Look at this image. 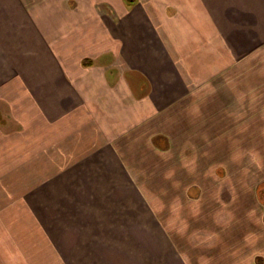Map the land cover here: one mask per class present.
I'll return each instance as SVG.
<instances>
[{"label": "crops", "instance_id": "obj_1", "mask_svg": "<svg viewBox=\"0 0 264 264\" xmlns=\"http://www.w3.org/2000/svg\"><path fill=\"white\" fill-rule=\"evenodd\" d=\"M255 61L264 0H0V264H264L170 165Z\"/></svg>", "mask_w": 264, "mask_h": 264}, {"label": "rangeland", "instance_id": "obj_2", "mask_svg": "<svg viewBox=\"0 0 264 264\" xmlns=\"http://www.w3.org/2000/svg\"><path fill=\"white\" fill-rule=\"evenodd\" d=\"M257 69L255 61L244 78L234 81L239 85L234 91L225 84L219 86L217 113L211 111L207 121V114H203L196 122L200 131H191L192 135L190 131H175L174 138L180 139L182 147L185 146V151L180 153L185 155V162L175 153L174 163L170 165L171 169L179 171L185 164L182 170L187 181H191L180 185L181 191L183 188L191 197L199 195L196 205L200 204L203 212L216 217L218 226L238 225L228 232L220 227L219 241L240 242L244 233L250 232L253 247H263L261 236L255 234L259 230L264 232V81L258 78ZM206 105L208 111L210 104ZM168 214L171 224L185 228L187 239L208 237L205 230L193 229L194 224L204 225L207 217L194 221L193 205L186 210L183 223L173 221L178 217L169 211ZM241 225L245 232L239 231ZM44 250L32 249L24 253L43 256Z\"/></svg>", "mask_w": 264, "mask_h": 264}, {"label": "trees", "instance_id": "obj_3", "mask_svg": "<svg viewBox=\"0 0 264 264\" xmlns=\"http://www.w3.org/2000/svg\"><path fill=\"white\" fill-rule=\"evenodd\" d=\"M127 1H130V0H127Z\"/></svg>", "mask_w": 264, "mask_h": 264}]
</instances>
